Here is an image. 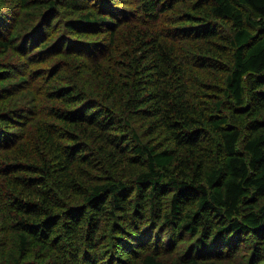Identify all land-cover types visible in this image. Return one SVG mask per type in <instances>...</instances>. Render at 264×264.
Here are the masks:
<instances>
[{
  "label": "trees",
  "instance_id": "1",
  "mask_svg": "<svg viewBox=\"0 0 264 264\" xmlns=\"http://www.w3.org/2000/svg\"><path fill=\"white\" fill-rule=\"evenodd\" d=\"M16 17L0 52L53 85L0 113V264H264V0H19Z\"/></svg>",
  "mask_w": 264,
  "mask_h": 264
},
{
  "label": "rangeland",
  "instance_id": "2",
  "mask_svg": "<svg viewBox=\"0 0 264 264\" xmlns=\"http://www.w3.org/2000/svg\"><path fill=\"white\" fill-rule=\"evenodd\" d=\"M18 5L19 0H0V15L2 18H5L7 14L10 15L12 20L13 18H17ZM57 30H60V28H57ZM48 58L55 60L54 56H49ZM46 64L47 63L41 62L30 63L25 59H21L15 50L6 53L0 52V71L7 70L10 74L9 79L6 78V80L3 79L0 81V86L15 83L19 74L24 73L26 76H30L33 72L39 74L41 71L42 73L41 76L30 80V82L26 84V88L21 90H15V88H13L12 96L0 100V113L12 107L27 106L29 104L30 98H36V101H38V107L45 108V93L50 90V85L52 84L46 78L47 75L44 74V72L46 73ZM1 66L3 68H1ZM52 82L56 81L52 80ZM33 94L34 97H30ZM163 257L167 264H173L176 261V252L173 255H164ZM234 257H225L224 259L220 260L219 264H236V262L240 260V256H236V258Z\"/></svg>",
  "mask_w": 264,
  "mask_h": 264
}]
</instances>
